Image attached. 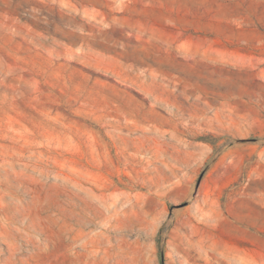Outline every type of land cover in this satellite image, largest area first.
<instances>
[{
	"label": "rangeland",
	"instance_id": "1",
	"mask_svg": "<svg viewBox=\"0 0 264 264\" xmlns=\"http://www.w3.org/2000/svg\"><path fill=\"white\" fill-rule=\"evenodd\" d=\"M0 264H264V0H0Z\"/></svg>",
	"mask_w": 264,
	"mask_h": 264
}]
</instances>
